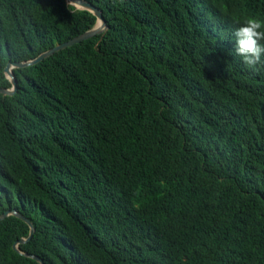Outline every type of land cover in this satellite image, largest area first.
I'll return each mask as SVG.
<instances>
[{
    "label": "trees",
    "instance_id": "1",
    "mask_svg": "<svg viewBox=\"0 0 264 264\" xmlns=\"http://www.w3.org/2000/svg\"><path fill=\"white\" fill-rule=\"evenodd\" d=\"M85 1L107 28L0 94V216L34 228L0 219V264H264V66L232 35L264 0ZM96 22L0 0V88Z\"/></svg>",
    "mask_w": 264,
    "mask_h": 264
},
{
    "label": "water",
    "instance_id": "2",
    "mask_svg": "<svg viewBox=\"0 0 264 264\" xmlns=\"http://www.w3.org/2000/svg\"><path fill=\"white\" fill-rule=\"evenodd\" d=\"M67 2H69L71 5H73L74 7L78 8V9H83V10H87L89 12H91L97 22L96 25L93 29L84 32L78 36H75L63 43L57 44L51 48H49L48 50H46L45 52L41 53L40 55H38L36 58L30 60V61H25V62H8L4 68V74L5 76L9 79L10 84H11V88L10 89H2L0 88V94H4V95H12L16 89H17V85H16V79L15 77L12 75L11 73V69L13 68H22V67H26V66H30V65H34L37 64L38 62H41L42 60L50 57L51 55H53L54 53L66 49L68 47H71L74 44H77L79 42H82L92 36H94L95 34H98L100 32H102L104 29L107 28L106 23L102 17V13L101 11L96 8L95 6H93L90 2L85 1V0H66ZM7 215H14L16 217H18L19 219H21L23 222H25L29 228V234L28 237L26 239H20L17 242H15L13 244V249L18 250L17 249V245L21 244V243H26L28 242L34 232V228L32 227V224L28 221V219H26L24 216L20 215L16 210H11V211H6L4 212L1 216L0 219L6 217ZM24 256L28 257V258H32L33 260H35L36 262H38L39 264H44L43 261L35 255H31V254H24Z\"/></svg>",
    "mask_w": 264,
    "mask_h": 264
},
{
    "label": "clouds",
    "instance_id": "3",
    "mask_svg": "<svg viewBox=\"0 0 264 264\" xmlns=\"http://www.w3.org/2000/svg\"><path fill=\"white\" fill-rule=\"evenodd\" d=\"M235 54L252 72L264 66V20L249 17L232 33Z\"/></svg>",
    "mask_w": 264,
    "mask_h": 264
},
{
    "label": "rangeland",
    "instance_id": "4",
    "mask_svg": "<svg viewBox=\"0 0 264 264\" xmlns=\"http://www.w3.org/2000/svg\"><path fill=\"white\" fill-rule=\"evenodd\" d=\"M69 3V2H68ZM70 4V3H69Z\"/></svg>",
    "mask_w": 264,
    "mask_h": 264
}]
</instances>
